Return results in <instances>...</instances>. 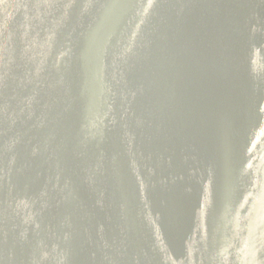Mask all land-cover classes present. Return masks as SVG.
Masks as SVG:
<instances>
[{
	"label": "water",
	"instance_id": "95a60500",
	"mask_svg": "<svg viewBox=\"0 0 264 264\" xmlns=\"http://www.w3.org/2000/svg\"><path fill=\"white\" fill-rule=\"evenodd\" d=\"M131 2L150 55L159 115L149 140L127 150L113 114L82 77L85 66L75 61L76 43L65 15L101 3L0 0V23L14 17L20 33L0 123V263L36 264L30 183L35 133L44 118L105 176L95 186L88 182V188L111 237L109 264H172L174 212L160 214L213 144L222 188L211 197L213 263L264 264V138L258 119L261 100L264 110V0H217L201 79L212 86L203 89L193 86V46L182 47L176 5ZM192 12L189 26L195 15L198 19V8ZM112 88L113 94L117 86ZM215 91L217 129L193 128L194 108L201 111L205 102L201 96L211 103ZM113 103L124 122L135 121L131 103L124 106L120 98Z\"/></svg>",
	"mask_w": 264,
	"mask_h": 264
},
{
	"label": "bare ground",
	"instance_id": "6f19581e",
	"mask_svg": "<svg viewBox=\"0 0 264 264\" xmlns=\"http://www.w3.org/2000/svg\"><path fill=\"white\" fill-rule=\"evenodd\" d=\"M91 1L101 4L89 12L65 14L76 43L75 61L85 66L82 77L89 90L113 114L122 142L131 150L134 142L149 140L159 115L150 55L138 32L131 0ZM171 2L178 9L182 47L187 42L193 46V86L198 89L212 86L201 79L206 77L203 74L206 51L217 0H168ZM196 7L198 19L195 15L194 23L189 26V16ZM6 21L0 23V123L20 35L14 17L8 24ZM260 66L264 94V57ZM114 85L117 91L112 94ZM216 94L215 91L210 95L211 103L207 95L201 96L205 100L201 111L193 105L196 117L193 128L215 132L219 125ZM109 97L112 101L106 100ZM117 98L124 106L130 103L133 106V123H126L119 117V109L113 103ZM262 102L258 119L264 138ZM216 147L213 144L205 149L195 170L170 197L160 214L161 218L174 212L170 226L173 231L170 240L172 264H214L210 242L211 197L222 191ZM32 169L30 213L35 226L36 264H109L111 237L88 188L89 183L95 186L105 177L100 169L44 118L35 133Z\"/></svg>",
	"mask_w": 264,
	"mask_h": 264
},
{
	"label": "rangeland",
	"instance_id": "374dc122",
	"mask_svg": "<svg viewBox=\"0 0 264 264\" xmlns=\"http://www.w3.org/2000/svg\"><path fill=\"white\" fill-rule=\"evenodd\" d=\"M263 34H264V27H263ZM0 264H3V262H1Z\"/></svg>",
	"mask_w": 264,
	"mask_h": 264
}]
</instances>
